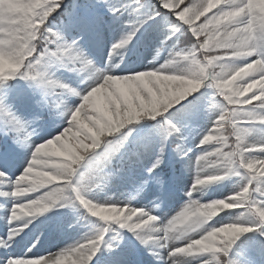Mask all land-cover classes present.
<instances>
[{
  "label": "snow or ice",
  "instance_id": "6c2138e0",
  "mask_svg": "<svg viewBox=\"0 0 264 264\" xmlns=\"http://www.w3.org/2000/svg\"><path fill=\"white\" fill-rule=\"evenodd\" d=\"M152 25L169 59L127 68ZM0 141V264H264V0H0ZM176 162L192 180L162 216ZM64 208L89 230L24 243Z\"/></svg>",
  "mask_w": 264,
  "mask_h": 264
},
{
  "label": "rangeland",
  "instance_id": "374dc122",
  "mask_svg": "<svg viewBox=\"0 0 264 264\" xmlns=\"http://www.w3.org/2000/svg\"><path fill=\"white\" fill-rule=\"evenodd\" d=\"M163 40V33L161 30L153 32L151 35H144L141 37V39L135 43V47L133 48L132 52L129 53L127 59L129 60V63L127 65V68H133V67H144L148 65L149 63L155 64L159 66L160 64H163L165 60L169 59V53L166 51H159V54H157V46H160V41ZM122 68L125 67V65H121ZM206 120L201 119L198 122V126L193 128L192 130L195 133L198 131L199 127H203ZM189 143V142H188ZM170 184H169V190L170 195L165 200V202L161 205L160 209L158 210L159 214L162 216H170L173 214L176 210H178L187 197L185 196V189L188 184L191 183L192 180V174L189 173L186 179H183L180 176L172 174L170 178ZM174 179H176V182L181 184V190L178 191L177 186L173 183ZM238 178H230L226 179L223 182L213 184L210 186L204 196L202 197L205 200H210L212 198L227 194L229 191L232 190L233 184L236 182ZM127 185L121 184L119 181H114L113 185L110 186V188L107 190L106 193L102 192L100 193V196L103 197L105 194L112 195L116 198H122L121 193L125 192ZM155 192H150L147 195L144 196V198L141 200V197H137L136 199L138 201H141L142 203H147L149 200H152L154 198ZM0 205H4V207H0V217H3L6 214V210L8 207H10V201L7 200L5 197L0 196ZM63 212V209L53 210L52 218L49 221V226H43L40 229H37V227L34 225V227L31 228V231L29 232L28 236L25 238L24 243L31 239L32 236L40 235L41 232L45 233V235L41 236V243L45 241V245L49 251H55L59 247H63L66 243H71L72 241L78 239L83 232L86 230V228L81 227H71L66 231V235L71 236V238L67 241L65 240V236L61 233H59V226L62 223V217L61 214ZM38 220L35 222L37 223ZM3 224V221L0 220V225ZM38 224V223H37ZM85 226H89L87 221H84ZM74 235H77V237H73ZM138 243V242H136ZM143 248V246H140ZM41 251V250H40ZM43 253V251H41ZM136 261H139V264H156V262L152 259L150 253H148L146 250L139 254L138 257L133 258ZM257 259L260 260L261 257L259 253H257Z\"/></svg>",
  "mask_w": 264,
  "mask_h": 264
},
{
  "label": "trees",
  "instance_id": "16d2710c",
  "mask_svg": "<svg viewBox=\"0 0 264 264\" xmlns=\"http://www.w3.org/2000/svg\"><path fill=\"white\" fill-rule=\"evenodd\" d=\"M82 0H64V3H65V6L68 8V9H71L72 5L73 4H76V3H81ZM161 30L159 26L157 25H152L150 27L147 28V31L145 33H150V32H155V31H159ZM158 49L160 50H164V51H167V52H170V49H171V42H166L165 43V46H160ZM194 128V127H193ZM192 128V129H193ZM193 132V133H192ZM225 135H227L228 133L225 132L224 133ZM188 145L191 146L192 143L195 141V133L193 130H191V132L188 133ZM0 145H2V141H0ZM178 160V158H177ZM175 166V169L178 170V171H183L184 175L183 177L185 178L186 177V174H187V171H185L183 168H182V165L179 163V162H176L173 164ZM172 169V165L168 168L165 169L166 171V175L169 176V174L171 173V170ZM65 218L67 221L69 222H72L73 220H76V216H77V213L73 210V209H68L67 212L65 213Z\"/></svg>",
  "mask_w": 264,
  "mask_h": 264
},
{
  "label": "bare ground",
  "instance_id": "6f19581e",
  "mask_svg": "<svg viewBox=\"0 0 264 264\" xmlns=\"http://www.w3.org/2000/svg\"><path fill=\"white\" fill-rule=\"evenodd\" d=\"M51 218H52V213H51V211L49 212V213H47V214H44V215H42L39 219H38V224L36 223V227H37V229H40L41 227H43V226H48L49 225V221L51 220ZM35 222L36 221H34V224H35ZM26 243V242H25ZM46 247V245H45V241L44 242H42V243H40L39 245H38V248H39V250H41V251H43V252H45V251H49L47 248H45Z\"/></svg>",
  "mask_w": 264,
  "mask_h": 264
}]
</instances>
